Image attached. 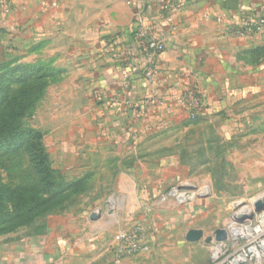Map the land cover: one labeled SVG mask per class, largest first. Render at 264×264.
Segmentation results:
<instances>
[{
  "label": "rangeland",
  "instance_id": "1",
  "mask_svg": "<svg viewBox=\"0 0 264 264\" xmlns=\"http://www.w3.org/2000/svg\"><path fill=\"white\" fill-rule=\"evenodd\" d=\"M45 17L24 22L20 32L4 28L0 41V87L9 86L11 95L24 85L33 91L13 124L22 135L18 151L0 150V184L6 186L0 241L31 237L36 228L54 236L79 234L92 224L112 241L118 226L112 220L128 211L134 215L123 226L142 225L151 239L136 264L167 263L174 254L180 264H203L207 256L205 264H264V41L260 51L245 55L253 74L230 106L176 125L170 137L147 141L135 152L148 181H165L161 198L135 209L117 186L123 174L133 178L136 172L106 135L112 125L84 96L89 92L82 77L58 65L60 55L52 58L45 28L37 26ZM22 67L33 71L27 84L19 78ZM161 158L167 170H154ZM191 228L201 229L203 237L223 229L226 238L207 243L208 250L203 238L186 243Z\"/></svg>",
  "mask_w": 264,
  "mask_h": 264
},
{
  "label": "crops",
  "instance_id": "2",
  "mask_svg": "<svg viewBox=\"0 0 264 264\" xmlns=\"http://www.w3.org/2000/svg\"><path fill=\"white\" fill-rule=\"evenodd\" d=\"M3 1H8L7 13L2 11ZM169 2L179 8L167 11ZM136 12L161 30L166 44L158 56L165 81H159L155 93L172 101L169 109L155 114L144 108L147 84L141 69L145 57L132 40ZM41 14L46 17L37 26L45 28L52 58L60 55L58 65L82 77L89 92L84 96L105 111L104 120L112 125L106 135L128 158L130 171L136 172L133 178L123 174L117 186L125 203L135 209L146 206L144 202L151 198L154 204L165 193V181H148L141 173L146 166L135 162V152L147 141L170 137L172 127L191 120L172 92L177 94L183 85L193 84L208 100L204 113L224 110L253 74V66L244 61L245 51L264 41L261 33L248 37L233 33L248 18L264 20V0H0V41L4 28L20 32L24 22L33 24ZM167 166L161 158L152 167L164 171ZM133 215L125 211L117 221L112 220L118 224L112 230V241L95 224L79 234L62 231L54 236L50 230H33L31 237L0 241V264H136L141 253L119 261L113 256L117 231ZM207 260L208 256L202 263ZM179 261L174 254L171 263L163 258L159 264Z\"/></svg>",
  "mask_w": 264,
  "mask_h": 264
},
{
  "label": "built area",
  "instance_id": "3",
  "mask_svg": "<svg viewBox=\"0 0 264 264\" xmlns=\"http://www.w3.org/2000/svg\"><path fill=\"white\" fill-rule=\"evenodd\" d=\"M168 7L169 10L167 11L177 10L179 8L173 2H169ZM2 11L3 13L9 11L6 4L4 8H2ZM263 27L264 20L251 17L246 19L243 24L235 27L233 33L238 37H248L253 35V33H261ZM132 40L138 51L145 57L144 65L141 69L142 77L147 84L144 105L146 109L145 112L155 114L161 109H169V104L172 99L155 93V87L159 81H165L164 78H161L158 65V56L166 48L161 30L153 23L146 21L141 13L136 12ZM134 70H137V68L135 67ZM174 87H177V84H175ZM172 93L174 94L172 96L176 97L179 104L186 110L190 119H196L202 115L208 107L206 96L193 84H185L177 94L174 92ZM172 96L170 95L169 97ZM126 103L128 106H131V103ZM173 190H175L177 197L180 198L181 201L186 200L187 197L184 192H180L176 189ZM231 230H233V228H231ZM234 230L233 232H236ZM150 246V236L146 234L142 225L122 227L117 233V242L113 248V256L116 261H119L138 253L148 252ZM215 247H217L216 244ZM213 255L214 257L217 256V250L213 252Z\"/></svg>",
  "mask_w": 264,
  "mask_h": 264
},
{
  "label": "trees",
  "instance_id": "4",
  "mask_svg": "<svg viewBox=\"0 0 264 264\" xmlns=\"http://www.w3.org/2000/svg\"><path fill=\"white\" fill-rule=\"evenodd\" d=\"M262 46L254 45L250 49L245 51L244 55H248L249 52L260 51ZM256 52V53H257ZM23 75L20 79H24L27 84L33 75L31 67H22ZM12 75L13 72H11ZM9 94V95H8ZM33 98V91L31 88L25 87V85L19 88L15 94L11 95L8 87H0V150H4L9 154H14L18 151L16 143L20 142L22 135H19L13 127L17 117L21 112L29 106ZM5 185L0 184V203H3L5 199L4 190ZM0 218V225L1 224ZM27 221V219H26ZM38 232H40V228Z\"/></svg>",
  "mask_w": 264,
  "mask_h": 264
},
{
  "label": "water",
  "instance_id": "5",
  "mask_svg": "<svg viewBox=\"0 0 264 264\" xmlns=\"http://www.w3.org/2000/svg\"><path fill=\"white\" fill-rule=\"evenodd\" d=\"M254 206L256 210H259L262 207V205L258 202L254 203ZM203 235L204 234L201 229L191 228V229L186 230L183 238L185 241H188V242L198 241L203 238V240L206 243H210L212 241L219 242L226 238V232L223 229L217 230L213 235H208L206 237H203Z\"/></svg>",
  "mask_w": 264,
  "mask_h": 264
}]
</instances>
